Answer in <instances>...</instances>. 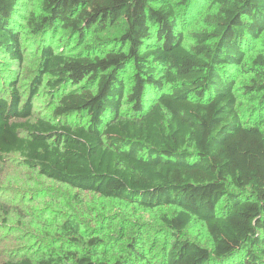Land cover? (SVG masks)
Masks as SVG:
<instances>
[{"label":"trees","instance_id":"1","mask_svg":"<svg viewBox=\"0 0 264 264\" xmlns=\"http://www.w3.org/2000/svg\"><path fill=\"white\" fill-rule=\"evenodd\" d=\"M23 3L0 0V163L177 212L149 243L137 226L82 246L78 222L65 221L57 246L0 264H264V0H40L28 13ZM58 31L79 50L55 51ZM32 42L41 51L24 78ZM247 75L238 92L251 96L253 123L239 111ZM38 96L52 105L41 116ZM193 219L210 248L184 236Z\"/></svg>","mask_w":264,"mask_h":264},{"label":"rangeland","instance_id":"2","mask_svg":"<svg viewBox=\"0 0 264 264\" xmlns=\"http://www.w3.org/2000/svg\"><path fill=\"white\" fill-rule=\"evenodd\" d=\"M26 13L35 10L40 0H22ZM173 1L174 0H167ZM201 16L189 22L186 28L185 45L191 44L189 33L202 28L199 24ZM194 22V23H193ZM116 32L107 33L103 37H113ZM53 47L64 53H75L80 44L72 35L60 31L53 36ZM101 38V37H100ZM41 46L34 42L25 45V55L19 73L27 78L35 69L40 55ZM250 75L237 79L239 84V111L244 119L253 123L257 112L253 108L250 95H243L241 86L249 84ZM22 87L27 85L21 81ZM71 86L66 85L65 90ZM52 108L51 101L38 96L33 102V111L39 116L47 114ZM245 111H247L245 113ZM177 212L172 207L158 208L154 211H143L133 205H126L113 200L102 199L92 193H84L68 186L58 184L38 176L18 163L15 159L0 163V260L16 254L28 255L34 249L43 252L45 246L58 243L51 240L57 225L65 221L76 220L80 225L84 246L88 241L108 240L115 244L131 228L139 226L148 243L160 237L163 231L162 217H171ZM5 223V224H4ZM184 236L206 248L211 247L210 237L204 225L193 219L184 232ZM112 240V241H111ZM53 246V245H52ZM119 245L116 247V249ZM155 262H159V255Z\"/></svg>","mask_w":264,"mask_h":264}]
</instances>
